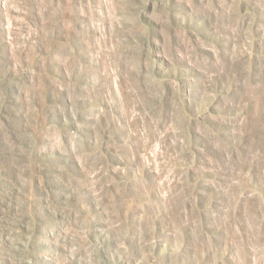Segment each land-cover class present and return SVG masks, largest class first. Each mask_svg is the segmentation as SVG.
I'll list each match as a JSON object with an SVG mask.
<instances>
[{
	"label": "rangeland",
	"instance_id": "rangeland-1",
	"mask_svg": "<svg viewBox=\"0 0 264 264\" xmlns=\"http://www.w3.org/2000/svg\"><path fill=\"white\" fill-rule=\"evenodd\" d=\"M0 264H264V0H0Z\"/></svg>",
	"mask_w": 264,
	"mask_h": 264
}]
</instances>
